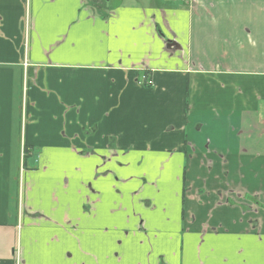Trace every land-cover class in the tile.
Listing matches in <instances>:
<instances>
[{
    "label": "crops",
    "instance_id": "crops-1",
    "mask_svg": "<svg viewBox=\"0 0 264 264\" xmlns=\"http://www.w3.org/2000/svg\"><path fill=\"white\" fill-rule=\"evenodd\" d=\"M0 264H264V0H0Z\"/></svg>",
    "mask_w": 264,
    "mask_h": 264
},
{
    "label": "built area",
    "instance_id": "built-area-1",
    "mask_svg": "<svg viewBox=\"0 0 264 264\" xmlns=\"http://www.w3.org/2000/svg\"><path fill=\"white\" fill-rule=\"evenodd\" d=\"M182 1H188V0H182ZM146 78V77H145ZM148 83H152V81L148 80Z\"/></svg>",
    "mask_w": 264,
    "mask_h": 264
}]
</instances>
